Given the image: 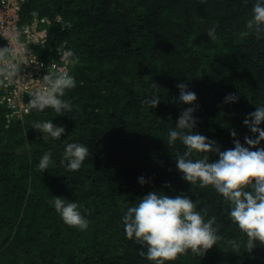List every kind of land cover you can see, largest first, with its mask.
<instances>
[{
	"label": "trees",
	"instance_id": "1",
	"mask_svg": "<svg viewBox=\"0 0 264 264\" xmlns=\"http://www.w3.org/2000/svg\"><path fill=\"white\" fill-rule=\"evenodd\" d=\"M33 11L72 81L0 106V264H264V0Z\"/></svg>",
	"mask_w": 264,
	"mask_h": 264
},
{
	"label": "built area",
	"instance_id": "2",
	"mask_svg": "<svg viewBox=\"0 0 264 264\" xmlns=\"http://www.w3.org/2000/svg\"><path fill=\"white\" fill-rule=\"evenodd\" d=\"M25 2L0 0V106L6 126L34 104L52 105L58 89L72 81L66 40L52 42L54 30H65L70 22L38 11L24 19Z\"/></svg>",
	"mask_w": 264,
	"mask_h": 264
}]
</instances>
